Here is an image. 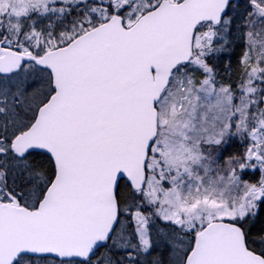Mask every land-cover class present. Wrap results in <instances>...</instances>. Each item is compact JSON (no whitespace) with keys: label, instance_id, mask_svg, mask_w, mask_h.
<instances>
[{"label":"snow or ice","instance_id":"1","mask_svg":"<svg viewBox=\"0 0 264 264\" xmlns=\"http://www.w3.org/2000/svg\"><path fill=\"white\" fill-rule=\"evenodd\" d=\"M0 264H264V0H0Z\"/></svg>","mask_w":264,"mask_h":264}]
</instances>
